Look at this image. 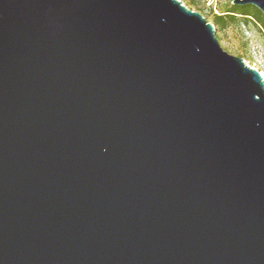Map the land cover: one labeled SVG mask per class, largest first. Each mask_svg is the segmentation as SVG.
<instances>
[{
  "label": "water",
  "instance_id": "1",
  "mask_svg": "<svg viewBox=\"0 0 264 264\" xmlns=\"http://www.w3.org/2000/svg\"><path fill=\"white\" fill-rule=\"evenodd\" d=\"M217 34L182 0H0V264H264V75Z\"/></svg>",
  "mask_w": 264,
  "mask_h": 264
},
{
  "label": "rangeland",
  "instance_id": "2",
  "mask_svg": "<svg viewBox=\"0 0 264 264\" xmlns=\"http://www.w3.org/2000/svg\"><path fill=\"white\" fill-rule=\"evenodd\" d=\"M228 0H197L199 8L190 7L200 12L213 23V15L226 5ZM185 4V0H182ZM219 42L228 53L242 57L244 61L258 68L264 75V34L253 24H235L221 33Z\"/></svg>",
  "mask_w": 264,
  "mask_h": 264
},
{
  "label": "trees",
  "instance_id": "3",
  "mask_svg": "<svg viewBox=\"0 0 264 264\" xmlns=\"http://www.w3.org/2000/svg\"><path fill=\"white\" fill-rule=\"evenodd\" d=\"M185 5L199 8L197 0H185ZM213 24L218 30V38L228 27L235 24H253L264 34V13L256 6L236 5L228 0L226 5L213 15Z\"/></svg>",
  "mask_w": 264,
  "mask_h": 264
},
{
  "label": "built area",
  "instance_id": "4",
  "mask_svg": "<svg viewBox=\"0 0 264 264\" xmlns=\"http://www.w3.org/2000/svg\"><path fill=\"white\" fill-rule=\"evenodd\" d=\"M258 70V68H256ZM259 71V70H258ZM261 74H263L261 71H259Z\"/></svg>",
  "mask_w": 264,
  "mask_h": 264
},
{
  "label": "clouds",
  "instance_id": "5",
  "mask_svg": "<svg viewBox=\"0 0 264 264\" xmlns=\"http://www.w3.org/2000/svg\"><path fill=\"white\" fill-rule=\"evenodd\" d=\"M217 38H218V35H217Z\"/></svg>",
  "mask_w": 264,
  "mask_h": 264
}]
</instances>
